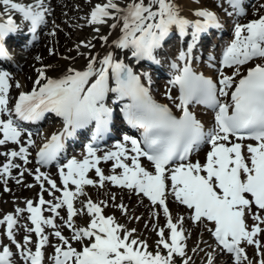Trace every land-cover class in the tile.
Wrapping results in <instances>:
<instances>
[{"label": "snow or ice", "instance_id": "snow-or-ice-1", "mask_svg": "<svg viewBox=\"0 0 264 264\" xmlns=\"http://www.w3.org/2000/svg\"><path fill=\"white\" fill-rule=\"evenodd\" d=\"M216 8L219 11L191 6L190 18L180 0H100L85 19L97 25L98 34L99 26L108 25L109 31L99 35L106 47L97 53L91 41H80L77 49L81 45L93 49L77 52L87 57L83 67H56L37 55L34 59L40 63L34 82L25 90L14 73L0 65V145L14 142L18 146L4 150L9 159L0 165V178L2 174L13 176L12 169L18 168L19 180L28 171L41 187L38 203L26 200L34 227L25 224L28 234L22 241L14 232L16 215L8 212L0 219L6 224L9 240L7 244L0 240V264H15L14 255L24 264H44V246L52 243L44 226H51L57 238L48 257L51 264H189L185 216L180 213L174 218L169 197L186 206L188 217L214 237L218 253H208L207 264H215V256L224 253L234 264H264V3L254 18L243 23L239 18L247 15L244 0H217ZM50 9L47 0H0V61L14 60L6 44L10 35L27 28L32 34L27 44H32L38 28L46 25ZM220 12L235 16L237 21L220 58L208 54L210 66L218 72L216 79L196 70L193 64L202 34L225 26ZM173 29L180 34L181 47L169 61L171 78L163 92L166 103L150 92L153 73L143 61L155 65L164 62L161 53ZM52 31L55 33V28ZM49 51L55 53L54 48ZM129 54L137 63L126 62ZM13 87L19 89L15 98ZM173 87L178 88V96H173ZM109 94L113 102H121L124 119L139 130V138L124 132L123 138L115 141V148L101 155L93 142L110 131L113 108L106 102ZM193 104L214 111L211 126L198 118ZM48 112L62 118V123L37 142L22 122L39 121ZM92 123V140L86 144L83 158L71 156L66 164L59 165L62 187L39 167L34 171L25 167L29 146L36 150L35 160L48 165L59 160L69 138ZM246 139L255 143L245 144ZM204 145L210 146L205 158L193 160V153ZM13 158H21L24 164H16ZM100 161H113L111 174L99 167ZM89 169H95L98 179L87 175ZM105 181L148 197L154 209L163 208L166 225H152L159 235L155 250L135 235L137 229L120 223L115 214L104 213L108 200L93 201L88 196L79 209L75 207L76 196L84 195L85 185L103 187ZM46 187L53 199L45 200ZM57 189L61 196L55 194ZM111 199L116 201L115 194ZM45 203L55 215H43ZM64 205L67 215L61 219L71 230L70 237L56 225L58 209ZM113 206L125 215L129 212L122 202ZM23 211L16 209L17 214ZM80 212L88 217L83 226L75 219ZM153 215L159 212L154 210ZM12 244L18 253L13 252ZM250 245L258 260L249 256Z\"/></svg>", "mask_w": 264, "mask_h": 264}, {"label": "bare ground", "instance_id": "bare-ground-1", "mask_svg": "<svg viewBox=\"0 0 264 264\" xmlns=\"http://www.w3.org/2000/svg\"><path fill=\"white\" fill-rule=\"evenodd\" d=\"M100 2V0H47V3L51 5L50 14L46 17V25H41L40 29L45 28L46 33L44 34L45 37L41 40L39 39L38 43H32L29 51H23L17 56L16 61H6L4 64V67L8 68L10 71L11 69L15 68L17 71H15L17 74L15 75V78L20 79L21 82L24 85V89L30 90L31 86L34 82V78L36 75V67L40 63L39 61H35V56L40 55L43 57V62L56 66V67H66L68 65H72L73 67H83L86 63L87 57L77 55L78 51L81 52H92L93 49L87 48L85 45H81L80 49L76 48V45L79 44L80 41H91L95 45V52L102 53L104 51V48L106 45H104L103 41L99 40V35H103L109 31L108 25H102L100 27V33L98 34L95 31V28L97 25L95 24H88L85 16L83 15V10H90V8L95 4V2ZM215 0H180V3L182 6L185 7V14L189 15L191 18V13L188 11V8L191 6H204V7H210L212 8V5H214ZM73 9L74 14L70 15V11ZM224 14V13H223ZM18 16V15H17ZM222 18V17H221ZM233 19V20H231ZM229 19L226 35H224L222 38L225 40L226 43L232 38L231 36H228V27H230L233 30L234 23L237 21L236 17H231ZM250 18L243 16L239 18V22L243 23L246 22ZM53 28H55V33H53ZM226 28V27H225ZM14 36L13 39H16L18 41L23 34L20 32L19 34L12 35ZM95 38V39H94ZM224 43V45H225ZM55 49V53L50 52V49ZM26 47L24 48V50ZM31 49V50H30ZM166 53V51H165ZM221 54L219 55L218 59L220 58ZM71 57V59H69ZM128 63H137V61L131 59L130 54L128 60H126ZM17 65V66H16ZM201 67V72H203L204 66L199 64ZM207 68L210 66V63L206 64ZM211 67V66H210ZM213 68V67H212ZM211 68V69H212ZM210 68L208 70L206 69V73L209 75H212L213 78L218 79V72L215 68H213V72ZM199 71V70H198ZM213 73V74H212ZM49 75H54V73L49 72ZM145 83H147L145 81ZM14 88L11 90V94L15 92L17 94V91H14ZM16 89V88H15ZM107 98V97H106ZM108 98H112L111 94H109ZM174 107V106H173ZM175 111H179L178 109H175ZM197 113L198 118H200L206 126H211L213 122V117L211 113H206L207 111H203L202 109H197L195 111ZM62 121H57L53 123H48V126L45 127V129L42 131L41 134L34 133V139L37 140V142H40L42 138L45 135H48L51 133V131L57 130ZM34 126V125H33ZM26 143V141H24ZM249 142V141H245ZM13 145H16L14 142H8L7 145H0V160H3V163L6 159H9V157H6L4 155L5 149H12ZM30 147V146H29ZM32 147V146H31ZM34 148V147H33ZM115 148V144L112 145L110 148ZM210 146H208L201 154L200 157H197L201 160H203L206 156V152L209 150ZM86 154V151L81 150L78 154L77 158L82 159L83 155ZM98 154H101L98 152ZM102 155V154H101ZM195 158V159H197ZM14 162L18 165H20L23 160L21 158H13ZM111 163L113 161H100L99 167L103 169L105 174H111ZM24 164V163H23ZM28 169H34L33 166H31L30 163H27L25 165ZM19 171L18 168H13V176L9 177L7 174H2V178H0V212L3 209V211H10L12 209V203L11 199H16L19 204L21 200H23L27 194L29 193V190L33 187V191L41 192V187L38 181L35 180V177L28 171L24 172V179L19 180V177L16 176V173ZM116 171H121V169H117ZM90 177L94 179H98V177L95 175V169H89V172L87 173ZM19 180V182H18ZM5 181H7V184H5ZM70 188H75V185H72L71 182L69 183ZM108 189H111L116 194V197L119 199L120 202L124 203L128 206L129 212L127 215L120 213L119 211H109L105 214H115L117 217V220L125 224L129 228H135L137 229V232L135 233L136 236H138L140 239L144 238V235L146 231L148 230V225L146 224V221L148 222H154L157 221L158 223V217L160 215L163 216V218L166 220V217L163 214V210L160 207L159 209H154V206L151 205L149 198L142 197L141 194H131L124 187H118V185H114L109 181H105V186ZM85 192L84 194L86 197H88V191H91L93 195L94 192L104 191L101 186H95V185H85ZM44 191H47V188L44 189ZM31 195V192L28 196ZM53 198H50V192L48 193L47 200H50ZM167 203L169 204V207L173 213L174 218L177 214L182 213L185 216V222L183 224V227L188 230V232L191 233V235H188V232L185 233L187 236L186 240V247H187V254H190L194 258L193 249H195V242L200 239V246L203 245L202 248H206L204 246L205 243H202L201 240L206 242L208 245H210L215 250H218L216 248V244L213 241V237H209L208 232H204L205 230L202 229L200 226L197 225V223L193 220H191L188 217V211L186 209V206L177 203L175 200L171 199L169 197ZM25 206V204L23 205ZM49 207V205L47 204ZM25 209V207L23 208ZM62 208L58 209L60 216L56 218V223L58 224L61 220V217H63L62 214ZM158 211L159 215H153V212ZM1 212V214L3 213ZM22 213H19L18 215H21L20 219V227L16 228L15 225V234L17 239H23V236L27 233V230L25 228V224H27L26 217H29L28 211ZM17 214V213H16ZM48 215H55L50 211ZM67 215V214H66ZM136 217L139 216L141 219L137 220L135 218L129 219V217ZM18 221V219H17ZM87 222L79 223V225L83 226ZM53 229V228H52ZM17 230H20L17 232ZM54 230V229H53ZM53 234L54 231L49 232V234ZM33 235V234H32ZM54 235V234H53ZM53 241V238L51 239ZM214 243V244H213ZM195 247V248H193ZM248 254L249 256H256L257 259H259L258 253H256L253 246H248ZM53 251V250H52ZM52 251L50 246H47L45 248V252L47 255V258L52 255ZM212 253L213 250L210 249L207 253ZM224 255H228L227 253H224ZM225 257V256H224ZM208 259V256L206 257V261ZM49 263L51 261L49 260ZM215 264H219V261L215 258ZM228 264H233L229 262Z\"/></svg>", "mask_w": 264, "mask_h": 264}, {"label": "rangeland", "instance_id": "rangeland-1", "mask_svg": "<svg viewBox=\"0 0 264 264\" xmlns=\"http://www.w3.org/2000/svg\"><path fill=\"white\" fill-rule=\"evenodd\" d=\"M216 2H217V0H216ZM215 3V2H214ZM262 3H264V0H260V2L258 3V4H256V6L255 7H253L252 8V10H250L249 12H247V17H249L250 19L251 18H254L255 17V14H256V9L257 8H260V5L262 4ZM215 7H216V5H212V8L213 9H215ZM216 10H218L219 11V9H217L216 8ZM221 14L220 15H222L224 18H226L227 16H225V14H223V12H220ZM86 14V13H85ZM226 20H228V19H226ZM225 19H224V22H225V26L227 25V23H228V21H226ZM226 30H227V28H226ZM15 74H16V72H14V76H15ZM30 192L32 191V189H30L29 190ZM129 191V190H128ZM30 192L27 194V196H26V198L28 197V195L30 194ZM35 194H36V191H34V192H32L31 193V197H34L35 196ZM98 198L99 199H101L102 201H104V200H108L109 201V203L107 204V205H105V207L104 208H109V209H111V208H113L114 206V203L115 204H119L120 202L116 199V201L115 202H113L112 201V199H111V196H112V194H111V192H109V191H107V192H105V195L104 196H101L100 195V193H98ZM11 202L12 201H16V199H11L10 200ZM24 201V200H23ZM16 202H13L12 203V209H11V211L12 212H14L15 211V209H16ZM116 208V207H115ZM11 211H5L4 212V215L6 214V213H8V212H11ZM4 215H2V216H0V218L2 219V217L4 216ZM5 227H6V224L5 223H2V224H0V234H3V231L5 230ZM6 232V231H5ZM157 238L159 239V235L157 236ZM0 239H1V237H0ZM148 240V245H149V247L151 248V249H153V250H155V247H156V238L155 237H151V236H149L148 238H146V241ZM3 243H9V240H8V238H7V235L4 237V240H3ZM15 253H18V252H15ZM14 258H15V260H22V258L19 256V255H14ZM176 259L177 260H179V258H177L176 257ZM22 263H23V260H22ZM195 264H198V263H195Z\"/></svg>", "mask_w": 264, "mask_h": 264}]
</instances>
